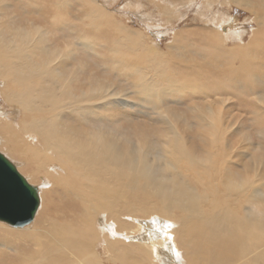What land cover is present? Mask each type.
<instances>
[{
  "label": "bare ground",
  "instance_id": "obj_1",
  "mask_svg": "<svg viewBox=\"0 0 264 264\" xmlns=\"http://www.w3.org/2000/svg\"><path fill=\"white\" fill-rule=\"evenodd\" d=\"M208 1L249 10L247 42L226 21L159 50L100 0H12L23 21L0 0V150L44 184L30 223L0 221V264H264V140L241 124L264 132V0Z\"/></svg>",
  "mask_w": 264,
  "mask_h": 264
},
{
  "label": "rangeland",
  "instance_id": "obj_2",
  "mask_svg": "<svg viewBox=\"0 0 264 264\" xmlns=\"http://www.w3.org/2000/svg\"><path fill=\"white\" fill-rule=\"evenodd\" d=\"M51 1H53V0H45V2H51ZM55 1L57 3L58 2L59 3L64 2V0H55ZM76 1L79 2L82 0H76ZM85 1H89V0H85ZM100 1L106 2L105 8L107 7L109 12L110 11L114 12L116 19L122 23L125 22L126 25L130 29L139 30L140 28H143V30H146L147 29L145 26L146 23L151 24L150 26H148L149 28L146 31H147V34H151V40L157 44L156 49H159V50H163L166 47L165 45L168 42H170L172 37H173L172 33L174 31H177L176 29H178L179 27H180L179 29H181V28H183V29L193 28L196 30L197 28H200V27H204L205 29L206 28L211 29V28H214L216 26H220V27L222 26L221 28H223V30L224 29L226 30L229 26L227 23H229L231 26L233 25L235 27V29H237V28L240 29V27H241V28H243L242 30H245V34L242 37H240L242 39V42H244V43L247 42L248 37H249L248 33L251 31L252 27H254V24L250 23V22H252L251 21L252 16L249 13V10H245L243 8H240V7L230 8L232 5L229 7H222L223 5L220 6L217 3L214 4V2H212V1H211L212 3L209 1H208L209 3H204L203 2L204 0H189V1H183V4H182L181 1L174 2L173 0L172 1L167 0L168 1L167 5H170L169 3H171V4H173V6H175L174 9H176V11H174V14H177V16H180L179 18L174 17L175 19L173 21H171V23H164L163 18H165L166 16L162 12H160L159 9L154 7L153 4L151 2H149L148 0H100ZM192 1H193V3H192ZM15 2H16V0H15ZM15 2H12V0H2V3H4V4H9V3L12 4L11 7H13L17 4L18 9H13L12 11L13 12L15 11L18 13H21V12L24 13V16L22 17V21L24 20L25 15L38 17L39 11L36 10L35 8H33L32 6L26 5L25 2H21L19 4L15 3ZM184 3H185V5H184ZM55 5H61V4H55ZM84 6H86V5L78 4V3L65 4L64 9L66 11L70 7V12H72L71 13L72 15L74 14L75 16H89L90 17L91 13H89L88 11H80V8L84 7ZM112 12H110L109 14H111ZM46 13H48V12L42 9V14H46ZM144 13H146L147 16H149L151 18V19H149L151 21H149L148 19H145L146 21L145 20L143 21L139 17V16H142ZM221 17H222V19L220 21L221 24H219L218 20H220ZM215 18L217 20H215ZM120 19H122V20H120ZM171 20H172V18H171ZM226 21H227V23H226ZM165 25H167V27H165ZM153 26H155L156 29H154ZM56 31L61 36V39H59V42H60V40L69 39V36L72 35V32L70 31V29H65V30L64 29H62V30L58 29ZM241 39H239V40H241ZM192 41L195 42L194 40H192ZM230 42H231V43H229L230 45H234L235 42H237V41L230 39ZM193 52L194 51H192L191 53H193ZM93 59L94 58H90L88 60L89 64H91V66L96 70V72L100 73V71H102L104 69V67H100L99 65H97ZM109 77L111 78L110 80H112L114 85H116V83H119V84H122L123 86H129L126 82H122L121 80L114 78L115 75H113L111 73H109ZM173 106H174V104H173ZM235 107H237V104L235 105ZM239 107H242V108L245 107L246 108L243 100H241V105ZM173 108H177L179 110L182 109L184 111H187V108L185 105H179L178 106V104H176ZM134 110L135 109H133V110L127 109L126 113H130L132 115H137ZM236 110H237V108H236ZM239 110H241V109H239ZM233 113L234 114L237 113V115H240V120H244L245 117L246 118L251 117L249 115H245L243 112L240 113V112L234 111ZM242 115H243V117H241ZM134 122L137 123L136 120ZM241 124L243 126L245 125V127H244V130L246 131L245 134H247L246 136H248L249 140L253 141V143L256 146L260 145L262 143L261 141L264 140V132L260 135V133H258L257 131H254L253 128H249L248 123L246 124L244 122H241ZM1 152L3 153V151H1ZM3 154H5V156L8 159H10L13 163H15L18 171L22 175H24L25 178L29 181L28 176L26 174H24L19 169V167H18L19 165L17 164V163H19V161L16 159H13L12 157L7 155L6 153H3ZM29 182H30V184H33L39 188V197L42 196V193L44 190V188H43L44 184L40 181V179L38 182H31V181H29ZM134 238H138V237L135 236ZM139 242H140V240H139Z\"/></svg>",
  "mask_w": 264,
  "mask_h": 264
},
{
  "label": "water",
  "instance_id": "obj_3",
  "mask_svg": "<svg viewBox=\"0 0 264 264\" xmlns=\"http://www.w3.org/2000/svg\"><path fill=\"white\" fill-rule=\"evenodd\" d=\"M38 205V188L0 152V221L22 227L31 222Z\"/></svg>",
  "mask_w": 264,
  "mask_h": 264
}]
</instances>
